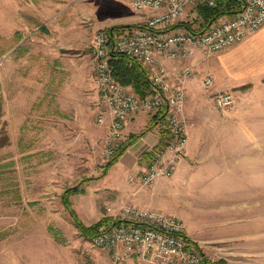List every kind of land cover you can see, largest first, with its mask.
Wrapping results in <instances>:
<instances>
[{"label":"rangeland","instance_id":"1","mask_svg":"<svg viewBox=\"0 0 264 264\" xmlns=\"http://www.w3.org/2000/svg\"><path fill=\"white\" fill-rule=\"evenodd\" d=\"M145 17L126 0H0V264H52L58 255L65 263L80 256L91 264L102 252L80 234L61 194L78 187L71 202L81 221L88 217L85 225L108 217L111 195L131 186L124 164L101 177L106 135L94 123L97 89L87 69L97 31L119 26L130 33ZM179 24L198 30L196 6L172 27L187 29ZM214 56L195 53V63L181 67L200 81L208 73L198 66ZM247 151L238 143L236 162L220 171L207 157L183 155V169L153 198L152 210L178 218L208 259L264 264V161L249 163ZM89 200L93 213L83 214L80 204Z\"/></svg>","mask_w":264,"mask_h":264},{"label":"built area","instance_id":"2","mask_svg":"<svg viewBox=\"0 0 264 264\" xmlns=\"http://www.w3.org/2000/svg\"><path fill=\"white\" fill-rule=\"evenodd\" d=\"M241 9L221 17L202 31L174 29L186 9L198 4L215 5L216 0H126L132 11L146 15L143 27L110 36L107 30L94 34L91 44L92 71L97 89L95 125L106 127L103 159L109 161L124 139L127 120L138 113L163 110L155 127L165 137L153 149L139 174L129 178L142 187L174 175L183 157L192 125L183 115L185 83L193 75L190 67L171 72L164 61H182L199 53L210 58L228 50L249 35L264 28V0H236ZM112 54L137 59L147 70L151 92L137 96L129 86L117 82L109 60ZM206 74L199 84L205 93L214 86ZM218 110L235 104L232 92L214 95ZM113 225L94 236L89 243L105 253L111 264H227L208 259L185 235L181 221L157 211L124 204L105 207ZM206 258V261L204 262Z\"/></svg>","mask_w":264,"mask_h":264},{"label":"crops","instance_id":"3","mask_svg":"<svg viewBox=\"0 0 264 264\" xmlns=\"http://www.w3.org/2000/svg\"><path fill=\"white\" fill-rule=\"evenodd\" d=\"M195 60L193 57L180 62L166 60L164 64L171 72H175L183 66V61L185 64H194ZM92 66L90 65L88 69L85 67L87 75L90 71L93 75ZM198 69L212 75L215 82L209 93H205L201 89L197 77L190 78L185 83L183 115L192 124L189 127L188 143L184 153L185 160L198 156L207 157L209 160L206 163L216 164L217 170H219L222 164L236 162L234 160L235 147L238 146V143H242L248 148L249 163L264 161V155L260 154L262 148L264 150V28L249 35L228 50L216 54L211 62L199 65ZM227 91L235 94L234 106L224 111L216 109L214 95ZM153 116V112H141L131 116L124 127V141L131 135L141 133L152 122ZM101 129L106 135V127H101ZM161 137L163 134L155 126H152L127 147L113 166L124 164V167L131 170L132 173L128 176V180L131 176L139 174L146 168L148 154L158 145ZM251 146H253L252 150H250ZM213 158L214 160H212ZM183 163L184 159L181 158L176 173L183 169ZM110 168L104 176H101L102 178L108 175ZM129 182L130 187H124L121 191L111 195L115 208L131 204L152 210L153 198L158 189L168 181L159 179L149 187H142L137 181L129 180ZM221 190L225 195L235 194L234 188L231 187H221ZM81 196L85 197L86 195L81 194ZM71 200L72 198L70 202ZM91 200V207L95 206L92 208L94 211L98 204L94 197ZM89 202L90 200L82 201L80 204L79 209L83 214L85 211L92 212ZM74 210L76 211V209ZM79 216L81 217L80 214ZM84 220L90 222L88 217H84ZM97 221L98 219L85 225L89 226ZM58 256L52 258L59 262L52 264H82V259H84L80 256L74 257L71 258L72 262L65 263L63 262L64 258ZM89 260L93 261L91 264H111L108 256L103 252L92 255Z\"/></svg>","mask_w":264,"mask_h":264},{"label":"trees","instance_id":"4","mask_svg":"<svg viewBox=\"0 0 264 264\" xmlns=\"http://www.w3.org/2000/svg\"><path fill=\"white\" fill-rule=\"evenodd\" d=\"M241 9V5L238 4L236 0H216L215 5L210 7L206 4L196 5V11L198 19L200 20V25L197 31H202L207 29L213 22L217 21L223 16H230L236 14ZM184 26L188 30H191L189 25H177ZM124 27H110L107 32L110 36L118 33L119 29ZM110 67L112 69V75L114 79L126 86H129L132 91L139 97H145L151 92V83L148 78V73L145 67L135 58L123 55V54H112L109 60ZM163 110H160L154 120L147 126L141 133L137 135H131L127 140H125L119 147L117 153L106 163L102 176H104L108 169L113 166L118 159L122 156L128 146L132 144L133 141L137 140L143 133L147 132L152 126L160 120ZM163 134V132H161ZM164 136L161 137L159 145L163 144ZM150 152L148 155H151ZM78 187L68 188L61 194V201L71 217L74 225L79 230L80 234L86 239L91 240L94 236L99 234L102 230L108 229L113 225V220L110 217H103L99 219L96 223L86 226L82 223L77 213L73 209L70 197L77 193ZM206 261V258L204 262Z\"/></svg>","mask_w":264,"mask_h":264}]
</instances>
